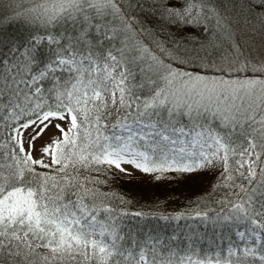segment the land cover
<instances>
[{"label":"snow or ice","instance_id":"snow-or-ice-1","mask_svg":"<svg viewBox=\"0 0 264 264\" xmlns=\"http://www.w3.org/2000/svg\"><path fill=\"white\" fill-rule=\"evenodd\" d=\"M185 3V23H202L205 0ZM257 7L264 9V0ZM39 8L46 28H70L36 38L37 45L46 40L50 46L42 64L35 57L23 65L0 58V112L9 109L17 120L26 111L36 117L20 125L32 129L30 147L49 127L62 139L42 150L51 164L25 153L15 135L10 139L23 155L16 149L5 153L0 144V261L232 264L243 257L264 264V78L193 75L164 63L146 46H129L125 36L133 31L132 18L118 0H43ZM125 164L144 173L222 169L224 185L238 188L233 195L239 199L227 201L228 212L212 223L221 221L237 239L226 236V249L203 253L195 241L173 248L165 239L175 237L138 239L124 217L141 213L119 212L104 203L106 194L86 187L99 181L35 167L55 166L65 173L70 167L106 165L126 172ZM237 180H247V186ZM196 216L208 219L207 213Z\"/></svg>","mask_w":264,"mask_h":264},{"label":"trees","instance_id":"trees-1","mask_svg":"<svg viewBox=\"0 0 264 264\" xmlns=\"http://www.w3.org/2000/svg\"><path fill=\"white\" fill-rule=\"evenodd\" d=\"M118 2L121 10L127 8L128 0ZM131 2L132 7L125 12L126 16L132 18L133 31L125 36L129 46H146L164 63L193 75L200 71L208 72L210 64H215L232 53L236 45L238 23L264 29V9L257 7L259 0H205L206 7L201 5L203 12L200 24L185 23V0ZM36 5L39 7L38 3ZM30 7L26 0H0V58L8 60L10 64L23 65L29 57H35L42 64L49 55L50 46L46 40L37 45L36 38L49 34L58 36L66 28H70L69 25L46 28L40 8L33 12ZM23 9L30 10V13L20 14L19 11H26ZM173 12L180 15H174ZM116 26L122 27L118 21ZM32 48H35L34 52L29 51ZM48 103L53 104L54 101L50 99ZM28 119L36 117L26 111L17 120L12 117L9 109L0 112V144L4 146L5 153L16 149L17 155H23L10 137H17L18 131L13 132V129L19 130L20 125ZM114 119L115 117L108 123L114 122ZM184 122L187 123L186 119ZM261 159L264 160V156ZM35 167L37 172L50 175H76L81 181L85 177L99 181L88 183L86 187L106 194L104 203L119 212L141 213L140 216L124 217L126 229L138 239H143L146 235L175 237L174 241L165 239V244L171 243L173 248L176 245L187 248L195 241L201 253L228 247L226 236L231 235L229 229L226 225L222 226L221 221H216L215 224L212 221L217 215L223 216L228 212L231 204L227 201L239 197L233 195L238 188L230 189L224 185L220 168L192 173L169 171L133 174L119 172L114 167L109 169L106 165L98 166L99 170H77L70 167L65 173H57L55 166ZM243 171L247 172L246 169ZM257 172L259 173V168ZM32 179L36 181L39 178ZM247 183V180L236 181L237 185L247 186ZM198 212L207 213L208 219L197 217ZM231 239L235 241L237 238L231 235ZM39 251L47 254L45 249ZM0 264L5 262L0 261ZM232 264H253V261L240 257L234 258Z\"/></svg>","mask_w":264,"mask_h":264},{"label":"rangeland","instance_id":"rangeland-1","mask_svg":"<svg viewBox=\"0 0 264 264\" xmlns=\"http://www.w3.org/2000/svg\"><path fill=\"white\" fill-rule=\"evenodd\" d=\"M26 3L30 5V8L39 9L37 7L43 3V0H26ZM21 10V9H20ZM26 10V9H23ZM30 10L19 11V13L27 14ZM237 39L235 40V47L232 53L227 57L223 58L215 64H210L207 69L208 72L200 71L199 75L205 76H221L225 78H236L241 79L248 78H264V72L256 71L261 67H264V29L254 25L251 26L245 23L237 24ZM240 69H244L240 71ZM188 72V71H187ZM55 124H60L67 130L69 124L67 121L55 120ZM22 134V135H21ZM32 129L19 128L17 132V138L23 142L25 153L31 152L34 159H43L45 164H51L50 156L44 155L42 150L44 146L51 144L56 138H61L59 131L55 127H49L45 134L34 141H31ZM127 168V172L133 174H142V170L135 169L134 165H122Z\"/></svg>","mask_w":264,"mask_h":264}]
</instances>
